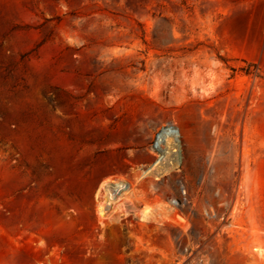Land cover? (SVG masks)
<instances>
[{
  "label": "rangeland",
  "instance_id": "1",
  "mask_svg": "<svg viewBox=\"0 0 264 264\" xmlns=\"http://www.w3.org/2000/svg\"><path fill=\"white\" fill-rule=\"evenodd\" d=\"M0 264H264V0H0Z\"/></svg>",
  "mask_w": 264,
  "mask_h": 264
},
{
  "label": "bare ground",
  "instance_id": "2",
  "mask_svg": "<svg viewBox=\"0 0 264 264\" xmlns=\"http://www.w3.org/2000/svg\"><path fill=\"white\" fill-rule=\"evenodd\" d=\"M179 130H180V134L181 137L187 141V143H190L191 142V136L189 135V131L187 129V126L185 124V122L181 119L180 123H179ZM173 125V124H172ZM169 132V131H168ZM164 134V132H163ZM165 135V134H164ZM124 186V185H123ZM123 187H121L122 189ZM119 190V189H118ZM123 190V189H122Z\"/></svg>",
  "mask_w": 264,
  "mask_h": 264
},
{
  "label": "trees",
  "instance_id": "3",
  "mask_svg": "<svg viewBox=\"0 0 264 264\" xmlns=\"http://www.w3.org/2000/svg\"><path fill=\"white\" fill-rule=\"evenodd\" d=\"M247 73H249V72H247Z\"/></svg>",
  "mask_w": 264,
  "mask_h": 264
}]
</instances>
